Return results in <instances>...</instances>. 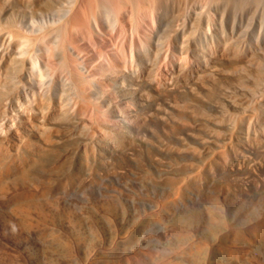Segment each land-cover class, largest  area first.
<instances>
[{
	"label": "rangeland",
	"instance_id": "rangeland-1",
	"mask_svg": "<svg viewBox=\"0 0 264 264\" xmlns=\"http://www.w3.org/2000/svg\"><path fill=\"white\" fill-rule=\"evenodd\" d=\"M240 50L127 79L105 135L47 123L30 157L6 148L0 264H264V111L242 88L260 54Z\"/></svg>",
	"mask_w": 264,
	"mask_h": 264
},
{
	"label": "bare ground",
	"instance_id": "bare-ground-1",
	"mask_svg": "<svg viewBox=\"0 0 264 264\" xmlns=\"http://www.w3.org/2000/svg\"><path fill=\"white\" fill-rule=\"evenodd\" d=\"M240 48L260 54L249 59L255 85L242 87L256 96L246 107L260 116L264 0H0V155L18 145L38 152L25 133L47 123L75 121L88 136L105 135L112 116L123 119L132 107L127 79L165 73L169 63L187 75L208 54Z\"/></svg>",
	"mask_w": 264,
	"mask_h": 264
}]
</instances>
